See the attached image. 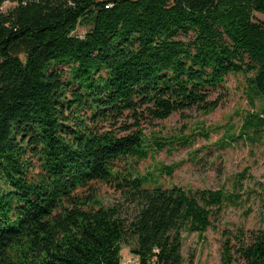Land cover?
<instances>
[{
  "label": "trees",
  "instance_id": "1",
  "mask_svg": "<svg viewBox=\"0 0 264 264\" xmlns=\"http://www.w3.org/2000/svg\"><path fill=\"white\" fill-rule=\"evenodd\" d=\"M255 14L264 0H0V264H121L123 245L137 264H184L183 234L240 196L128 164L162 149L143 123L213 112L230 75L264 97ZM262 125L249 114L241 134ZM97 184L122 202L102 206ZM223 238L221 264H264V230Z\"/></svg>",
  "mask_w": 264,
  "mask_h": 264
},
{
  "label": "rangeland",
  "instance_id": "2",
  "mask_svg": "<svg viewBox=\"0 0 264 264\" xmlns=\"http://www.w3.org/2000/svg\"><path fill=\"white\" fill-rule=\"evenodd\" d=\"M255 19L264 22V15L255 14ZM83 33L81 27L76 31L79 36ZM246 88L245 77L230 75L224 88L212 96L221 99L213 112L185 110L141 125L146 144L155 149L157 142L162 149L128 164L134 174H148L164 188L177 186L192 193L222 190L226 196H240L224 202L221 212L210 217L204 234H183L184 264H221L223 233L233 237L242 230L247 238L264 230V125L242 128L241 134L249 114L264 119V97L250 102ZM0 185L6 188L1 179ZM95 189L104 207L122 202L113 186L97 184ZM121 264H137L124 245Z\"/></svg>",
  "mask_w": 264,
  "mask_h": 264
},
{
  "label": "built area",
  "instance_id": "3",
  "mask_svg": "<svg viewBox=\"0 0 264 264\" xmlns=\"http://www.w3.org/2000/svg\"><path fill=\"white\" fill-rule=\"evenodd\" d=\"M109 6H106V8H108Z\"/></svg>",
  "mask_w": 264,
  "mask_h": 264
}]
</instances>
